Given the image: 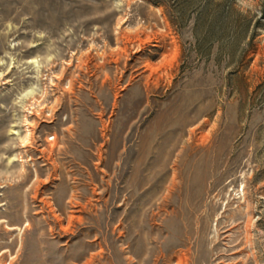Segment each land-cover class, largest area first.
Listing matches in <instances>:
<instances>
[{"label":"rangeland","instance_id":"obj_1","mask_svg":"<svg viewBox=\"0 0 264 264\" xmlns=\"http://www.w3.org/2000/svg\"><path fill=\"white\" fill-rule=\"evenodd\" d=\"M0 264H264V0H0Z\"/></svg>","mask_w":264,"mask_h":264}]
</instances>
